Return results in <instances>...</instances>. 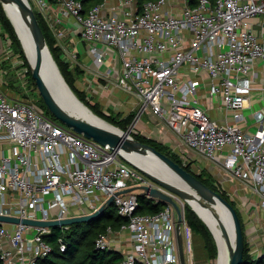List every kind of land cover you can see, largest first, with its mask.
Here are the masks:
<instances>
[{
  "label": "built area",
  "instance_id": "1",
  "mask_svg": "<svg viewBox=\"0 0 264 264\" xmlns=\"http://www.w3.org/2000/svg\"><path fill=\"white\" fill-rule=\"evenodd\" d=\"M105 1L86 10L82 0H33L71 67L77 50L65 40L64 19L69 18L89 44L95 65L106 66L101 76L139 100L136 119L143 111L162 118L190 151L220 162L260 195L264 206V91H255L261 89L255 78L256 64L264 59V37L252 25L254 17L264 15V0H199L195 5L180 0L182 7L170 10L165 6L171 0H147L141 9L137 0H118L110 11ZM3 41L9 45L5 58L16 59L18 66L10 38ZM21 70L28 74V68ZM190 71L197 76L186 77ZM203 85L232 121H219L201 102ZM181 150L184 164L191 163L188 149ZM141 183L155 185L110 144L56 120L30 95H10L0 86V214L57 219L91 213L112 194ZM137 191L115 196L127 222L119 230L109 226L97 247L120 250V235L129 233L121 264H182L175 206L140 213ZM181 205L187 264H197L184 201ZM69 226L60 228L63 250ZM54 231L22 221L0 223V264H41L54 249L46 238Z\"/></svg>",
  "mask_w": 264,
  "mask_h": 264
},
{
  "label": "water",
  "instance_id": "2",
  "mask_svg": "<svg viewBox=\"0 0 264 264\" xmlns=\"http://www.w3.org/2000/svg\"><path fill=\"white\" fill-rule=\"evenodd\" d=\"M7 15L11 19L16 32L21 39L26 56L29 59L31 65L32 76L36 82L37 90L44 99L48 109L51 113L61 120L63 123L72 127L79 133H84L87 137L94 138L95 140L104 144H110L111 147L117 150L127 161L143 171L150 179L155 182V185L141 183L135 186L121 189L112 194L108 200L103 203L96 211L85 214H76L64 218L57 219H36L30 217H19L15 215L0 214V223L6 222H24L27 224L39 225V226H52L54 228H61L64 225H71L74 223H84L91 221L92 219L100 216L107 207L115 205L114 198L117 194L127 193L133 190H139V195H148L157 200H162L164 203H172L178 212V224L177 234L180 248V255L182 264H187L184 235L182 232V220L183 211L180 201L176 198L179 197L182 201H187L186 191L174 184L172 181L159 177L144 168L137 165L130 160L125 152L137 151V150H150L159 158H161L172 171L179 176L184 182L191 186L197 193L203 198L201 201L207 207H210L214 214L220 218V215L213 209V205L217 200L221 201L230 211L232 224L234 226V242L232 243L229 230L220 219V226L223 230L230 245V261L229 264H243L244 252H245V233L243 226V220L240 216L237 207L227 199L220 191H217L206 183L201 177L197 175L194 170H189L185 165L176 161L169 154L157 149L154 145L144 142L134 135H132L130 129H123L122 127L106 120L99 114L93 111V109L86 104L74 91L65 75L63 74L56 58L47 41L46 34L40 23L38 15L34 9L30 0H1ZM6 3L14 7L16 18L19 24H16L13 17L6 9ZM22 30V32L20 31ZM28 49L31 50V57L28 54ZM75 101H78L94 113L97 117L109 122L115 126L118 130L110 129L98 122L89 120L80 114L75 106ZM188 202V201H187ZM190 204V203H189ZM193 209L199 214V216L206 222L211 231L214 234L216 242L218 244V253L220 251V245L218 238L200 214L194 205L190 204Z\"/></svg>",
  "mask_w": 264,
  "mask_h": 264
},
{
  "label": "trees",
  "instance_id": "3",
  "mask_svg": "<svg viewBox=\"0 0 264 264\" xmlns=\"http://www.w3.org/2000/svg\"><path fill=\"white\" fill-rule=\"evenodd\" d=\"M85 9H89L95 4L102 3L105 0H82ZM139 8L141 9L143 3L147 0H137ZM199 0H191L190 3L195 5ZM35 9V7H34ZM40 23L46 34L47 41L56 58L63 74L67 81L78 94V96L88 104L94 112L105 118L106 120L119 125L120 127L127 129L129 125L134 121L137 112H130L126 115L123 113H114L104 110L98 101L92 102L90 100L89 93L81 89L77 85L78 77L83 72L80 67L72 68L69 61L62 57V49L56 45V38L50 29L49 24L42 16V14L36 10ZM0 23L4 28L2 37L8 36L11 40V46L14 47L16 54L25 60L28 66V72L32 79V85L37 90L36 82L32 76L31 65L28 57L26 56L24 47L21 39L19 38L16 29L6 13V10L0 0ZM39 99L42 100V107L46 109L49 115L55 117L48 109L44 99L39 93ZM56 119V117H55ZM135 137L154 145L157 149L169 154L176 161L185 165L189 170H193L192 164H184V160L179 151H176L171 145L148 136L142 132L134 133ZM206 183L211 187L220 191L227 199H229L238 209L240 216L242 217L241 211L237 206V202L232 198L231 193L221 184V182L213 175L208 169L203 168L202 171L196 172ZM139 207L137 209L140 213H155L161 211L166 203L162 200H157L148 195H139ZM185 217L188 225V229L191 231V237L199 238L202 243V249L207 255V264H218V244L214 237L213 232L206 224V222L199 216L195 209L185 201ZM243 220V217H242ZM127 222V218L119 213L117 205H112L106 208V210L97 218L84 223H74L63 233L64 240L67 244L65 250L61 249L59 244V231L60 228H55V231L47 235L46 238L49 242L54 245L53 251L40 261L41 264H121L124 253L119 249H101L97 247L96 240L101 233H105L109 226H112L115 230H119L122 225ZM244 226V221H243ZM245 230V227H244ZM248 236L245 233V252H244V263L243 264H264V255L255 254L251 251L249 246Z\"/></svg>",
  "mask_w": 264,
  "mask_h": 264
},
{
  "label": "rangeland",
  "instance_id": "4",
  "mask_svg": "<svg viewBox=\"0 0 264 264\" xmlns=\"http://www.w3.org/2000/svg\"><path fill=\"white\" fill-rule=\"evenodd\" d=\"M31 1L35 9L37 10V5L35 4V2H33V0ZM174 4H175V8L179 9L182 7L183 3L180 0H175ZM8 46H9L8 43L2 44L1 33H0V53H1L2 48H3V51H6L8 49ZM12 48L14 50V47ZM14 52L16 54V51ZM17 56H18V60L20 61V64L18 66L15 65L16 59L11 57V58H7L8 63L6 64L5 67H2V68L0 67V72L3 76L2 77L3 81L4 79H6L5 80L6 83L2 82L3 84H0V86L4 91L9 93L10 95H18V96H22L23 94L30 95L32 98L37 99L39 105L42 106L43 104L42 100L39 99V96H38L39 91L35 89H31V88H34V86L32 85V79H31L29 72L26 76L21 74V71H22L21 69L23 68L27 69L28 66L26 65L25 60L22 58V56L19 55V53L17 54ZM2 79L0 77V83ZM78 85L79 87H82V83L80 84L78 82ZM112 85L113 84L108 86L107 91L102 92V93H99L100 92L99 87H96L94 89H92V87L87 88L89 89V91H94L93 94L90 96V100L92 102L98 101L101 107L104 110H107L108 112H114V113L128 112V109L121 110L116 104H114L116 103V99L114 98V94H113L114 89ZM29 86L31 88H30V91L28 92L27 87ZM113 86L116 87V89L119 88L115 84ZM116 98L122 99V100L128 99V97L124 96V94L121 91L116 94ZM132 100L133 99L131 98L130 102H132ZM136 112H139L138 108ZM246 113H249V112L247 111ZM150 118L153 119L151 115L147 113V111L141 112V114L137 117V119L136 118L134 119L135 128L132 131V135H135L134 133L139 132V128H140L142 133L159 138L156 132L157 131L156 127L151 124ZM158 119L162 121L163 123H165V121L162 118L158 117ZM56 120L63 123L58 118H56ZM142 120H145L146 122H148V127L145 129L141 126ZM174 135L175 136H173L171 140H167L168 144L171 145L176 151H179V152L182 151L181 149L183 150L188 149L187 155L191 157L192 159L191 164L195 172H200L202 171L203 168H206L213 175H215L216 178H218L221 184L231 193L232 198L235 199L237 202V206L240 209L242 217H243L244 227H245L246 235L248 236V241L250 244L249 246H250L251 251L256 254L264 252V230L262 228L263 222H264V206L262 205V198L260 197V195L253 192L251 187H249L248 185H246L247 188L243 189V187H241L240 185V183H243V182L239 178H238V185L241 187L240 189H236V188L229 186V183L226 180H222L223 177L220 175L222 171H225L228 173V171H226L225 169H222L220 162L209 160L204 156L191 152L188 146L185 143H182V141L176 135V133ZM130 165L133 166V164L131 163ZM141 172L145 174L143 171ZM137 192H139V190ZM180 202L182 203V201ZM59 232L62 233V230H60ZM201 246H202V243L199 238H193L192 240V237H191V247L193 248L197 264H207L208 263L207 255L205 254Z\"/></svg>",
  "mask_w": 264,
  "mask_h": 264
},
{
  "label": "crops",
  "instance_id": "5",
  "mask_svg": "<svg viewBox=\"0 0 264 264\" xmlns=\"http://www.w3.org/2000/svg\"><path fill=\"white\" fill-rule=\"evenodd\" d=\"M118 0H106L105 1V6L106 9L110 11V7L115 4ZM175 0H171L169 1L168 5L165 6V9H174L175 8V4H174ZM53 6V10L51 11V14L55 16L58 14V5L54 2L52 4ZM64 22L67 23V29H68V34L66 37V41L69 44V47L71 48V50H77V59L76 60H71L72 64L75 67H80L81 69H83V72L81 73V75L78 77L77 80V85L78 82L81 84L82 83V87H80L81 89L86 90L90 95L93 94L94 91H89V87H92V89L99 87V93L105 92L107 91V87L110 86V82L105 79L104 77L101 76V71L106 69V66H102L100 68H98L93 60L92 54L90 52V48H89V44L83 40V38L81 37V34L79 33V31L77 29H75V23L73 21V19L69 18V19H64ZM69 22L72 24L70 25ZM252 25L253 28L255 29V31L259 34L260 37H264V15H260L257 17H254L252 19ZM4 31V28L2 27V24L0 23V33H1V42L3 44V37H2V33ZM5 39V38H4ZM108 62L111 63V59H108ZM8 63L7 59L5 58L4 52H3V48L1 50L0 53V67H5L6 64ZM71 64V63H70ZM122 70V69H121ZM184 70H188L187 68H184ZM256 70H257V77L255 78V82H256V87H259L261 89H256L255 91H264V59H261L257 62L256 64ZM207 73H204L202 76H204L207 80ZM196 77L197 74L194 73L193 71H190L186 77ZM0 77H1V72H0ZM114 85V84H113ZM113 87L114 89V98L116 99V104L121 110H125L128 109V112H124L123 114L126 115L130 112H136L137 108L139 109L140 106V102L137 98L133 97L132 95H130L129 93H127L126 91H124L123 89H119L116 87ZM79 86V85H78ZM110 90V89H109ZM122 92L124 94V96H127L128 99L126 100H122V99H118L116 98V94L118 92ZM123 96V95H122ZM199 96L201 99V102L209 109L210 113L217 118L219 121H226V120H233L232 114L227 111L224 107H221V102L218 98H212L210 97L209 93H208V88L207 85H203L200 89H199ZM133 99L132 102H130V99ZM261 102H257V104H260ZM263 103V102H262ZM261 103V104H262ZM133 109V110H132ZM138 113V112H137ZM148 114L151 115V117L153 119H151V124L154 125L156 127V132L158 137L155 136H151L154 137L156 139H159L165 143L168 144L167 140H171L173 136H175L174 132L168 127V125L165 123H163L162 121H160L158 119V117H156L153 113H151L150 111L147 112ZM137 116V115H136ZM149 122V123H150ZM141 126L145 129L148 127V122H146L145 120H142V124ZM141 128V129H143ZM139 131L141 132L140 128ZM145 134V133H144ZM147 135V134H146ZM156 135V136H157ZM150 136V135H148ZM193 152V151H191ZM223 169V168H222ZM220 175L223 177L222 180H226L229 183V186L236 188V189H240L241 187L247 188L246 184L240 183L241 187L238 185V178L230 175L229 173L222 171V173H220ZM218 179V178H217ZM221 180V181H222ZM129 233H122L121 239L124 237V239H122L121 242V248L120 250L122 252H125L129 249V245H130V240L128 238V241L125 240V237L127 239ZM119 243V241H118Z\"/></svg>",
  "mask_w": 264,
  "mask_h": 264
},
{
  "label": "bare ground",
  "instance_id": "6",
  "mask_svg": "<svg viewBox=\"0 0 264 264\" xmlns=\"http://www.w3.org/2000/svg\"><path fill=\"white\" fill-rule=\"evenodd\" d=\"M6 9L13 17L16 24H19L16 18L15 9L8 3H6ZM22 32V30L20 29ZM23 34V32H22ZM28 54L31 57V50L28 49ZM75 106L80 114L84 117L92 120L94 122H98L110 129L118 130L115 126L110 124L107 121L97 117L94 113H92L89 109H87L84 105L75 101ZM126 156L135 162L140 167L145 170L158 175L159 177L168 179L172 181L174 184L182 187L186 191V197L188 203L195 206V208L200 212V214L204 217V219L208 222L211 228L214 230L220 245V251L218 253V264H229L230 261V245L224 236L223 230L220 226V219L224 222L226 227L229 230L230 238L232 243L234 242V226L232 224V219L230 216L229 209L219 200L215 202L212 206L213 209L220 215V218L216 216L213 210L210 207L202 204L201 201H204L203 198L194 190L191 186H189L186 182H184L178 175H176L172 169L157 155H155L150 150H137V151H127L125 152Z\"/></svg>",
  "mask_w": 264,
  "mask_h": 264
}]
</instances>
